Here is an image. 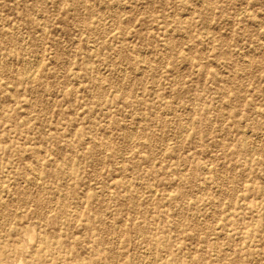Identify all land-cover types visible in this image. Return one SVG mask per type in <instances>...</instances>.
<instances>
[{
    "label": "rangeland",
    "instance_id": "374dc122",
    "mask_svg": "<svg viewBox=\"0 0 264 264\" xmlns=\"http://www.w3.org/2000/svg\"><path fill=\"white\" fill-rule=\"evenodd\" d=\"M0 264H264V0H0Z\"/></svg>",
    "mask_w": 264,
    "mask_h": 264
},
{
    "label": "bare ground",
    "instance_id": "6f19581e",
    "mask_svg": "<svg viewBox=\"0 0 264 264\" xmlns=\"http://www.w3.org/2000/svg\"><path fill=\"white\" fill-rule=\"evenodd\" d=\"M202 52H203V51H202ZM138 57H139V56H138ZM140 60H141V59H140ZM31 63H32V62H31ZM34 64H35V63H34ZM249 64H250V63H249ZM249 64H248V65H249ZM24 66H26V65H24ZM24 66H23V67H24ZM29 66H30V65H29ZM37 66H38V65H37ZM30 67H31V69H32V66H30ZM35 67H36V66H35ZM35 67H34V68H35ZM14 68H15V67H14ZM26 68H27V66H26ZM36 68H37V67H36ZM27 69H28V68H27ZM29 69H30V68H29ZM14 70H15V69H14ZM34 70L36 71V69H34ZM121 70H122V69H121ZM239 70H240V69H239ZM243 70H244V69H243ZM15 71H16V70H15ZM30 71H31V70H30ZM35 71H34V72H35ZM124 71H125V70H124ZM241 71H242V70H241ZM241 71H240V72H241ZM24 72H25V71H24ZM32 72H33V69H32ZM125 72H126V71H125ZM242 72H243V71H242ZM244 72H245V70H244ZM27 74H28V73H27ZM30 74H31V73H30ZM116 74H117V73H116ZM236 74H237V73H236ZM244 74H245V73H244ZM24 75H26V74H24ZM26 76H27V75H26ZM29 76L31 77L32 75H29ZM29 76H27V77H29ZM32 77H33V76H32ZM28 79H30V78H28ZM30 80H31V79H30ZM122 81H123V80H122ZM129 84H130V83H129ZM115 86H116V85H115ZM235 92H236V91H235ZM162 117H163V116H162ZM239 119H240V118H239ZM198 123H199V122H198ZM244 134H245V132H244ZM246 134H247V133H246ZM242 135H243V134H242ZM131 138H132V137H131ZM131 138H130V139H131ZM244 143H245V142H244ZM251 149H252V148H251ZM38 177H39V176H38ZM35 180H36V179H35ZM37 181H38V180H37ZM65 189H66V188H65ZM1 197H2V196H1ZM201 221H202V220H201ZM218 232H219V231H218ZM143 249H144V248H143Z\"/></svg>",
    "mask_w": 264,
    "mask_h": 264
}]
</instances>
